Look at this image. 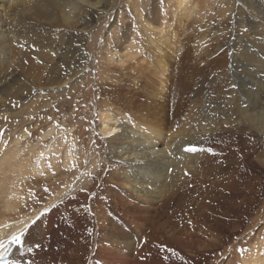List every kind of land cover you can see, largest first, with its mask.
Instances as JSON below:
<instances>
[{
    "label": "rangeland",
    "instance_id": "rangeland-1",
    "mask_svg": "<svg viewBox=\"0 0 264 264\" xmlns=\"http://www.w3.org/2000/svg\"><path fill=\"white\" fill-rule=\"evenodd\" d=\"M47 1H41L43 11L23 14L25 28L12 27L13 33L4 22L6 33L14 39L11 45L26 51L14 58L13 67L20 71L34 59L47 65L44 77L50 76L58 45L77 39L71 31L72 41H68L69 30L63 24V10L68 7L61 0H53L54 7L49 5L52 0ZM103 2L110 11L100 13L98 23L93 22L83 39L86 63L73 64L72 71H66L77 79L71 88L59 93L42 90L13 103V109L0 110V155H8L2 164L7 173L1 171V175L13 186L21 184L15 179L21 168L12 169L15 161L21 159L22 167L28 160L33 164L37 160L34 145L41 150L53 146L47 153L50 173L38 176L39 186L23 195V202L31 203L28 209L37 212L23 230L28 231L27 238H32V228L28 229L38 215L48 218L37 242L40 264H107L98 254L105 239L102 247L124 249L114 238L101 236L110 220L130 232L135 242L131 244L134 256L119 264H256L264 259V131L249 126L237 111L228 112L232 100L245 102L238 95L240 78L234 77L229 62L236 53L237 37H243L248 49L264 60V50L258 46H264V28L251 25L264 24V0H191L188 14L176 9L175 0ZM158 66L164 68L163 92L162 77L153 71ZM100 96L129 118L152 121L164 133L171 130L164 134L168 140L182 124L198 125L197 119L221 126L197 137L194 155L199 160L180 174L172 194L152 203L130 201L137 205L134 208L112 197L121 186L113 178L116 165L109 166L104 153L97 119ZM51 127H55L52 135L44 138ZM26 130V136L18 140ZM193 146L189 143L172 153ZM51 154L54 159L49 158ZM100 208L107 219L99 218L101 224H97L95 213ZM178 234L187 238L186 246ZM31 249L26 264H34L36 251Z\"/></svg>",
    "mask_w": 264,
    "mask_h": 264
},
{
    "label": "bare ground",
    "instance_id": "bare-ground-1",
    "mask_svg": "<svg viewBox=\"0 0 264 264\" xmlns=\"http://www.w3.org/2000/svg\"><path fill=\"white\" fill-rule=\"evenodd\" d=\"M31 1L32 0H0V44H2L3 47L1 48H3L5 52V57H0V110L13 109V103H16L17 105L24 100L26 101V99L36 96L37 93H40L42 90H45L46 92L54 90L55 92L59 93L67 86L71 88V84L73 85L72 82L76 81L77 79L68 76L69 74H67L66 71H72L73 64L76 66H81L84 62L86 63L85 58L87 57V53L84 52L85 41H83L85 38V33H89L92 30L93 22L98 23V16L100 13L110 11L108 6L104 5L103 0H61L62 6L64 5L68 7L66 10H63V24L69 30L67 35L68 41H72L69 38L71 31L77 32L78 35L74 32L73 35H76V40L70 42L68 45H58L57 49L55 50L56 58L53 57L55 61L51 66L50 76L44 77L47 65L41 66L36 63L37 61L34 59H31V66H27L22 69L20 68V71L16 67H13L14 58L20 56V54L24 55L26 51L17 49V47L11 45L10 41H13L14 39L13 37H10L8 33H6L7 28L4 25L5 22L6 26H11L9 30L13 32V29L11 30L12 27L17 29L16 27L18 25L22 27L24 24L25 19H22V17L25 12L31 14L33 11H43L45 5L42 4V0H38V2L35 1L33 5H30ZM69 2H71L73 5L69 6ZM175 2L176 9L181 11L182 14L185 13V11H187V14L190 12L188 10L191 0H175ZM49 5L54 7L55 2L52 0L49 2ZM57 7L61 11L62 8H59L60 6ZM252 7L256 8L254 4ZM157 12L155 11V13ZM243 13L244 12L242 11L239 14L240 20H243V18H241ZM7 19H9L10 22H8ZM255 22L251 23V25L262 26L264 28V24L262 25L259 23L256 25ZM240 24L245 26L247 22L244 25L242 22H240ZM25 25H23V28H25ZM80 33L83 34V37L82 34L79 35ZM242 39L243 37H237V41H234L236 42V53L231 58L229 63L231 70L233 69L234 71V77L240 78V93L238 94L240 97H238L245 102H242L243 104H241V102H237L235 99L232 100L233 103H231L232 101L230 102L232 106L228 112L237 111L239 113L237 114L242 115L243 119H245V122L248 123V125H255V127H258V129L261 127L262 131H264V60H261L256 52L250 51L246 43L242 42ZM258 46L264 50L263 45L258 43ZM159 47L160 46H158V48ZM160 48V51L164 50V48ZM128 54L130 55L131 53ZM78 56L79 59L76 60ZM27 58L28 57H26V59ZM29 59L30 57L28 60ZM50 61H52V59H50ZM162 62L163 60L161 59L159 63ZM80 63L82 64L80 65ZM40 66L42 68H39ZM84 67L86 66L84 65ZM162 68L158 66V70L154 69L153 71H156L159 77H162L160 79V84L161 91L163 92L164 87L162 86L163 83L165 86V82L163 81L164 68ZM34 71H36L37 74H35ZM235 83H237V81H235ZM100 98L102 99L101 96ZM101 99H98L96 104L98 106L97 119L99 120L100 125L99 131L104 141V153L105 157L109 161L107 163H110L109 166L113 167L116 165V171L113 173V178L118 182V184H120L119 186H121V190H115V194H117V196L112 194V197L114 199L119 198L121 199L120 201L124 200L128 204L131 202H136V200H139L142 203H152L158 201L159 199H163L165 195L172 194L174 190H172L171 193V189L175 181L180 179V174L186 169L190 168L191 164L197 163L199 160L198 156L194 155V150L197 149L195 147L199 146V140L197 137L209 134L221 126L218 125V122L210 123L208 119L203 121L200 118L201 120L197 119L198 125L186 123L182 124L180 128L172 133V136L168 140L166 137L164 138V134L171 130L164 133L165 130H162L161 127L157 125H153L152 121H147L144 123V121H141L140 118H135V120L131 117L129 118L128 116L122 114V110L115 106L114 103L109 101V99ZM226 114L229 115L228 113ZM232 117L234 116H231V118ZM223 118L224 117H222V119ZM95 125L97 126V124ZM54 128L55 127H51L47 132H45V134H43V137L47 138L52 135L53 130H55ZM27 133L28 131L26 130L22 135L18 136L17 139L21 140L24 135L26 136ZM189 143L193 144L194 148H184L179 150L180 153H172L173 151L181 148V146H187ZM64 145H67V143L64 142ZM52 147L53 146L51 143L49 145H45V148L41 150L42 148L40 149V146L34 145L32 148L35 149L34 153L37 160L34 161L33 164H30L28 160L26 165L22 167V165L19 164L21 159L15 161L12 169L15 167V165H19L21 168L15 173V179H18L16 182L21 181V184L15 186L9 182L8 178H5L1 175V171L3 173H7V167L2 166V164L4 163V160L7 161L8 155H5V157L2 156V158L0 155V255L10 254V259L5 264H26L25 261L29 257V249L32 248L34 251H36L38 248L36 245L30 246L28 243L32 242L36 244L37 242L41 241V233L46 228L47 225L45 222L48 219L47 216L44 215L41 217L38 215L40 218L38 219L37 216L35 218V223L32 222L34 226H30V228L28 227V230L32 228L31 239L27 238L28 235L26 237L28 231L25 233L19 244L11 243V237L13 235H19L21 232H23V230H25V228H27V226L31 223L32 218L34 219L33 215L37 213L29 210L30 206L27 207V205L31 203L30 201L27 203H25L26 201L23 202V195L27 194V189L35 190L36 187L39 186V183L42 182V180L37 178L38 176L41 177L45 173H50L49 166L47 164V153L52 151ZM10 149L11 148L8 146L7 151ZM18 152L19 149L14 150L13 154ZM54 157L55 155L51 154L49 158L54 159ZM114 162L116 164H112ZM113 169L115 170V167ZM230 187L231 186H229V188ZM119 191H121V194L118 193ZM115 204L117 205V203ZM131 205L134 208L137 207V205L133 203H131ZM28 210L31 212H28ZM95 217L98 221L97 224H101L99 218L100 220L107 219L106 214L103 213L101 208L99 212L98 210L96 211ZM110 222H108V227L103 226V233H101V236L103 237L108 235L114 238L115 242H117V245L120 244L124 247V249L121 247V250H112V248H108L106 246L102 247V244H105L106 242L105 239L103 243L101 242L102 244L100 245L98 254L108 260L106 261L107 264H119L118 262L121 259L130 258V255L133 254L132 252L135 250L132 249L133 245L131 246V244H134L135 242L130 232L118 227L116 223L112 222L111 224ZM176 237L180 239L183 246L187 245L188 240L186 237L182 236L180 238L179 234L176 235ZM110 243L112 246L113 243ZM32 255L34 257L30 256L32 257L31 261L34 264H40L42 254L36 251L35 254ZM255 263L264 264V259L259 258Z\"/></svg>",
    "mask_w": 264,
    "mask_h": 264
},
{
    "label": "snow or ice",
    "instance_id": "snow-or-ice-1",
    "mask_svg": "<svg viewBox=\"0 0 264 264\" xmlns=\"http://www.w3.org/2000/svg\"><path fill=\"white\" fill-rule=\"evenodd\" d=\"M25 233L21 232L19 235H13L11 237V243H15V244H19L21 242V240L23 239ZM37 247H40V245L38 243H36Z\"/></svg>",
    "mask_w": 264,
    "mask_h": 264
}]
</instances>
